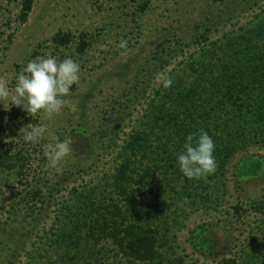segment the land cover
I'll return each mask as SVG.
<instances>
[{
	"label": "rangeland",
	"instance_id": "1",
	"mask_svg": "<svg viewBox=\"0 0 264 264\" xmlns=\"http://www.w3.org/2000/svg\"><path fill=\"white\" fill-rule=\"evenodd\" d=\"M18 13V0H0V79L10 81V90L16 74L37 56L62 60L68 55L80 64L81 74L65 97L66 106L51 119L43 113L28 115L10 100L0 102V150L24 143L19 133L24 126L42 123L48 129L40 144L26 147L31 168L24 186L15 171L0 169V264H25L42 249L40 239L51 226L59 225L61 210L79 195H109L119 149L142 127L146 107L152 99L157 103L165 89L159 76L170 78L171 85L190 79L201 48L213 49L206 62H228L230 53L221 47L264 21V0H35L26 22L17 20ZM59 32L73 36L67 48L52 42ZM81 38L86 47L79 53ZM121 39L128 41L124 56L116 48ZM57 136L72 140L60 173L45 169L42 151ZM30 187L42 188L48 200L43 214L22 226L21 199ZM151 190L150 198L163 212L156 221L166 242L160 249L166 256L162 264H218L226 258L260 263L264 139L230 158L223 176L185 185L169 171L167 177L157 171ZM107 248L106 264H132L114 257L111 245ZM49 255L54 259L55 253Z\"/></svg>",
	"mask_w": 264,
	"mask_h": 264
},
{
	"label": "trees",
	"instance_id": "2",
	"mask_svg": "<svg viewBox=\"0 0 264 264\" xmlns=\"http://www.w3.org/2000/svg\"><path fill=\"white\" fill-rule=\"evenodd\" d=\"M18 1L17 20L24 23L35 0ZM51 40L57 48H67L73 36L59 32ZM263 40L264 21L238 40L228 38L221 50L230 53L229 61L220 66L204 60L213 55V49L201 48L197 63L191 65L190 79L176 81L161 95L157 92L158 102L152 99L146 107L142 127L134 129L119 149L109 195L95 197L90 191L66 205L59 225L42 235V249L25 264H44L45 260L49 264H106L108 245L114 249V257L129 263L162 264L166 256L160 249L166 242L156 221L163 212L158 200L150 198L157 171L165 177L169 171L185 185L201 180L184 177L176 164L185 136L199 129L215 144L217 169L210 178L223 176L230 158L252 141L264 139V44L259 43ZM85 47L81 38L76 50L82 53ZM27 146L24 142L0 150V169L15 171L23 186L31 168ZM47 200L42 188H25L18 223L24 226L28 220L36 221ZM50 252L55 253L54 259ZM218 264L238 263L226 258ZM259 264H264V256Z\"/></svg>",
	"mask_w": 264,
	"mask_h": 264
},
{
	"label": "clouds",
	"instance_id": "3",
	"mask_svg": "<svg viewBox=\"0 0 264 264\" xmlns=\"http://www.w3.org/2000/svg\"><path fill=\"white\" fill-rule=\"evenodd\" d=\"M116 48L120 50L121 56L126 55L128 41L121 39ZM80 74V64L68 55L62 60L50 54L37 56L29 60L16 74L11 90L10 81L0 79V102L7 99L11 106L19 107L28 115L43 113L51 119L66 106L65 97L70 96L71 87L79 81ZM159 79L164 88L172 84V80L166 76L160 75ZM47 132V126L42 123L19 129L24 142L33 145L40 144ZM71 144L70 136L64 139L53 137V142L43 144L45 169L62 172L60 165L72 152ZM214 150V141L204 129L188 133L182 150L176 156L179 171L188 179H201L214 174L217 169Z\"/></svg>",
	"mask_w": 264,
	"mask_h": 264
}]
</instances>
